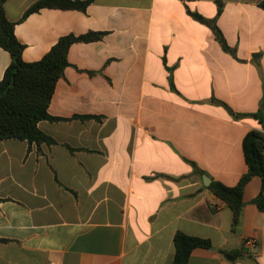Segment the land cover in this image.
I'll use <instances>...</instances> for the list:
<instances>
[{
	"label": "crops",
	"instance_id": "crops-1",
	"mask_svg": "<svg viewBox=\"0 0 264 264\" xmlns=\"http://www.w3.org/2000/svg\"><path fill=\"white\" fill-rule=\"evenodd\" d=\"M36 1L4 2L25 62L65 35L103 37L69 48L48 106L63 120L38 123L57 143L0 141V264H174L177 232L212 244L185 264H264L261 179L246 183L235 230L209 189L238 183L242 139L262 130L251 116L264 114L261 0H220L236 58L187 12L210 20L215 0H93L22 19ZM10 62L0 46V79Z\"/></svg>",
	"mask_w": 264,
	"mask_h": 264
},
{
	"label": "trees",
	"instance_id": "trees-1",
	"mask_svg": "<svg viewBox=\"0 0 264 264\" xmlns=\"http://www.w3.org/2000/svg\"><path fill=\"white\" fill-rule=\"evenodd\" d=\"M92 1L38 0L27 8L22 19L41 9L84 11ZM215 1L217 13L210 20L198 13L189 10L187 12L194 20L207 25L222 49L236 58L235 50L226 43L216 25V18L220 15L223 4L220 0ZM4 2L5 0H0V46L9 53L11 62L0 79V141L16 139L36 146L56 144L54 139L38 128V123L44 120L49 122L63 120V118L51 116L48 106L57 81L63 76L64 69L69 65L67 60L69 48L74 43L99 41L103 37V33L88 32L78 36L65 35L40 60L25 62L22 59L24 46L15 37V24L6 18ZM258 6L264 8V0L259 1ZM257 56L253 55V58ZM251 116L258 120L262 130H250L242 139L246 173L235 186H225L216 181H213L209 186L210 191L231 210L232 230H235L239 223L244 206L243 190L252 176H258L261 179L260 192L252 200V203L264 212V114L255 113ZM173 246L174 264H185L194 249H209L212 244L209 240L177 232L173 237ZM219 253L226 261L236 262L242 254V249H220ZM250 261L251 264H258L254 258H251Z\"/></svg>",
	"mask_w": 264,
	"mask_h": 264
},
{
	"label": "built area",
	"instance_id": "built-area-1",
	"mask_svg": "<svg viewBox=\"0 0 264 264\" xmlns=\"http://www.w3.org/2000/svg\"><path fill=\"white\" fill-rule=\"evenodd\" d=\"M215 208H217V207L215 206ZM249 244H250V245H254L255 242H254L253 240H250V241H249Z\"/></svg>",
	"mask_w": 264,
	"mask_h": 264
},
{
	"label": "water",
	"instance_id": "water-1",
	"mask_svg": "<svg viewBox=\"0 0 264 264\" xmlns=\"http://www.w3.org/2000/svg\"><path fill=\"white\" fill-rule=\"evenodd\" d=\"M239 258H240V259H243L244 257H243V255H240Z\"/></svg>",
	"mask_w": 264,
	"mask_h": 264
}]
</instances>
